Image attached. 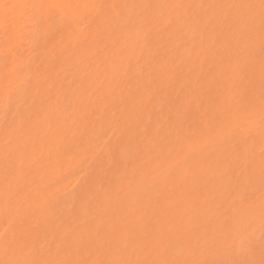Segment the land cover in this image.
Returning <instances> with one entry per match:
<instances>
[{
  "label": "snow or ice",
  "instance_id": "snow-or-ice-1",
  "mask_svg": "<svg viewBox=\"0 0 264 264\" xmlns=\"http://www.w3.org/2000/svg\"><path fill=\"white\" fill-rule=\"evenodd\" d=\"M162 16L172 34L187 31L208 37L226 62L224 82L213 101L201 105L194 116L191 102L185 103L165 142H151L155 155L150 163L159 178L180 186L190 177L211 174L214 196L206 205L211 214L203 212L188 220L178 206L158 198L149 205L153 218L159 224L162 217L174 215L175 231L143 222L139 228L114 223L86 234L66 232L61 248L45 250L39 244L38 220L22 210L33 207L25 189L36 163L23 133L47 122L52 106L50 96L38 99L39 90H33V72L39 71L34 69V57L41 49L56 52L58 48L60 62L74 60L83 65L84 53L94 54L98 45L118 39L134 25L150 30ZM0 33L8 220L0 235V264H264V0L173 4L0 0ZM239 169L246 172L243 184L236 178ZM57 198L51 188L38 193L44 205ZM14 200L21 206L11 207ZM85 211L91 215V206ZM186 220L194 227L186 229Z\"/></svg>",
  "mask_w": 264,
  "mask_h": 264
},
{
  "label": "bare ground",
  "instance_id": "bare-ground-1",
  "mask_svg": "<svg viewBox=\"0 0 264 264\" xmlns=\"http://www.w3.org/2000/svg\"><path fill=\"white\" fill-rule=\"evenodd\" d=\"M107 2L173 4L227 3L241 0ZM167 15L165 11L163 16ZM163 16L150 30L134 25L118 39L105 40L96 47L94 54H83L87 56L83 65L74 60L60 62L58 48L56 52L41 49L34 57V69L38 67L39 71L33 72V90H39L38 99L50 96L52 106L48 110L47 122H39L25 129L23 133L26 148L34 153L36 163L27 177L25 189V194L34 202L33 207L27 209L25 206L22 210L28 211L29 215H34L38 220L41 245L46 233L52 235V242L48 241L49 246L43 244L44 248L50 247L53 252L61 248L66 232L86 234L87 230L97 226L106 229L114 223L133 224L139 228L143 222L175 231L177 221L174 215L162 217L159 224L153 218L149 205L158 198L164 204L178 206L180 211L187 213L188 220H194L203 212L211 214L210 206H206L214 196L211 174L195 179L190 177L180 186L159 178L150 163L155 155L151 151V142L157 140L162 144L165 137L174 131L178 113L184 105H181L183 100L179 102V94L190 86L188 80V84L181 83L176 88L177 91L167 87L171 84L170 87L173 88V78L178 71L173 70L174 63L172 65L169 58L172 55L178 56L179 69L196 55L201 60V70L207 58L211 57L217 62L218 56H222L221 61L217 62L220 65L216 63L217 69L212 79L208 80L207 86V81L204 84L207 89L212 86V93L208 95L204 93L205 88H200L203 89L200 95L195 92L188 94L192 104L191 116L197 113L201 105H209L213 101L224 82L226 62L222 53L211 45L208 37H200L187 31L178 35L172 34L167 29ZM184 37L190 38L186 49L178 41ZM51 47L49 45V49ZM158 54L161 57L159 60L149 61L151 56ZM72 66L76 75L72 73ZM144 69H147V73ZM187 69L191 70V67ZM197 82L194 81L193 87L198 85ZM3 85L4 69L0 62V235L8 227L4 211L3 183V108L6 105ZM24 107L27 108L28 105ZM157 110H160L161 115L157 116ZM108 130L109 136L106 134ZM131 151L133 155H129ZM115 155L118 157L115 158ZM243 173H246L243 169L236 172V178L240 182ZM48 188L57 192L58 198L52 204L44 205L38 199V193ZM256 198L258 205L259 194ZM89 205L91 215L85 211ZM20 206L15 200L11 205L13 208ZM191 227L194 224L190 225L186 220L185 228Z\"/></svg>",
  "mask_w": 264,
  "mask_h": 264
},
{
  "label": "rangeland",
  "instance_id": "rangeland-1",
  "mask_svg": "<svg viewBox=\"0 0 264 264\" xmlns=\"http://www.w3.org/2000/svg\"><path fill=\"white\" fill-rule=\"evenodd\" d=\"M187 37H184V38H181V39H178V41L184 46H182V48H185L186 49V46H188L187 44H189V42H190V38L188 39H186ZM183 39V40H182ZM188 41V42H187ZM184 44H186V45H184ZM184 49V50H185ZM181 51H182V49H181ZM161 57H159V54L157 55V56H151V59L149 60L150 62H151V60L153 61V60H159ZM173 58H174V60H173ZM195 58V59H194ZM194 58L193 59H191V60H188L187 62H186V64L185 65H183V67H181V68H179L178 69V67H179V64H177V63H179V59H178V56H176V55H172L169 59H170V63L173 65V63H174V65H173V70H175V71H177L176 73H175V75H174V78H173V83L175 84L174 86H173V88H171L170 86H171V84H169L167 87H169L171 90H178V89H176V88H178L180 85H182V84H188V80H189V83H190V86L186 89V90H183L180 94H179V96H180V98H179V102L181 103V100H183L182 101V103H181V105H183V104H185V102L187 101V102H191V98L189 97V95L188 94H190V93H197V94H199L200 95V92L205 88V91H204V93L206 92L208 95H210V93H212V91H211V89H212V86L209 88L208 87V89H207V87H205V85L207 86V84H208V82L212 79V77H213V74H215V71H216V65L218 64V65H220L219 63H217L218 61H221V59H222V56H218V58H217V62H215L216 61V59H215V61H214V59L213 58H211V57H209V58H207L206 59V62L208 61V63H204V65H203V67H202V69L200 70V63H201V60H200V58H197V56L196 55H194ZM176 59V60H175ZM213 60V61H212ZM173 61V62H172ZM192 62L193 64H194V66L192 67L191 65H192V63H190L189 64V62ZM198 61V62H197ZM176 62V63H175ZM217 63V64H216ZM223 63V62H222ZM177 64V65H176ZM199 64V65H198ZM212 65V66H208V65ZM198 66V67H196V66ZM191 67V70L190 69H187V68H190ZM195 67V68H194ZM74 67L72 66V73L73 74H75V68L73 69ZM205 68V69H204ZM207 68V69H206ZM180 69H182L181 71H180ZM211 69V70H210ZM145 70V73H147V69H144ZM188 70V71H187ZM193 70V71H192ZM206 70V71H205ZM73 71H75V72H73ZM182 71H184V72H182ZM197 71V72H196ZM201 72L203 73V74H201ZM71 73V74H72ZM185 73V75H183ZM188 73V74H187ZM198 73V74H197ZM208 73V74H207ZM76 75V74H75ZM184 77H183V76ZM195 75H196V77H195ZM199 76V78H198V76ZM203 75H204V77H203ZM177 76H178V78H177ZM181 78H183V79H181ZM190 78V79H189ZM198 79V82H197V79ZM177 79V80H176ZM192 79V80H191ZM194 79V80H193ZM196 79V80H195ZM200 79V80H199ZM175 80V81H174ZM204 80V81H203ZM209 80V81H208ZM194 81H195V83L197 82V84L198 85H196L195 87H193V85H195L194 84ZM206 81H207V83H206ZM75 82H76V80H75ZM182 83V84H181ZM200 83V84H199ZM206 83V84H205ZM179 84V85H178ZM192 84V85H191ZM205 84V85H204ZM193 87V92H192V90H191V88ZM175 87V88H174ZM166 88V87H165ZM200 88H203V89H201L200 90ZM195 89H197V91L195 90ZM199 89V90H198ZM188 90V91H187ZM185 92V98H184V95H183V93ZM189 98V99H188ZM184 99H185V102H184ZM180 103H179V105H180ZM178 105V104H177ZM178 107H180V106H178ZM156 114H158L157 116H159V115H161L160 114V110H157V112H156ZM108 136L110 135V133H109V130L107 131V133H106ZM105 133H104V135H106ZM103 135V140L105 139L104 136ZM102 140V141H103ZM258 140V139H257ZM112 142V141H111ZM255 153H256V157L257 158H259V153H260V143H259V140L256 142V149H255ZM130 154H132L133 155V153H132V151L129 153V155ZM120 156V155H119ZM117 157H118V155H117ZM116 157V155H115V158H117ZM75 174H77V173H75ZM240 179L242 180L241 181V183L243 184V182L245 181V179H246V173H243L242 175H241V177H240ZM257 194H259V193H256V196H257ZM64 207V206H63ZM59 209V208H58ZM60 209H62V208H60ZM45 235H47V236H49V237H47V236H45V238L47 237V239H45L44 238V240L42 239V245L43 244H45L46 246H49L48 244H50V243H48V241H51L52 242V235H50V233L48 232V233H46ZM51 238V239H50ZM47 240V241H46ZM209 240H210V237H209ZM54 241V240H53ZM47 242V243H46ZM40 243H41V241H40ZM39 243V244H40ZM41 245V244H40ZM46 246H45V250L47 249V248H49V247H47L46 248ZM51 246V245H50ZM53 246V245H52ZM54 247V246H53ZM52 249V248H51ZM256 258L257 259H259L260 258V233H259V231H257V233H256Z\"/></svg>",
  "mask_w": 264,
  "mask_h": 264
}]
</instances>
